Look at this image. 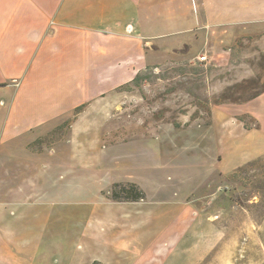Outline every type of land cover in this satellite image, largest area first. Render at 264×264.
<instances>
[{
	"label": "crops",
	"instance_id": "obj_1",
	"mask_svg": "<svg viewBox=\"0 0 264 264\" xmlns=\"http://www.w3.org/2000/svg\"><path fill=\"white\" fill-rule=\"evenodd\" d=\"M193 18L206 29L211 20L213 26L228 20L242 28L236 36L260 33L264 0H0V264H107L95 254L75 255L64 227L43 211L54 205L50 195L86 197L73 201L87 208L85 220L78 214L73 222L88 247H110L128 264L186 261L178 251L198 214L196 200L213 182L210 174L162 164L155 127L114 141L113 116L129 94L124 85L169 61L158 53L187 50L185 41L160 40L196 29ZM224 114L239 124V137L253 142V151L239 152L240 164L220 178L264 156V93L217 105L211 122ZM118 183L134 184L143 198L113 200ZM98 205L129 206L135 214L107 218L98 215ZM140 205H156L153 211L161 213L151 216L164 224L152 246L141 250L136 241L104 235L105 228L152 224L138 222L146 212Z\"/></svg>",
	"mask_w": 264,
	"mask_h": 264
},
{
	"label": "rangeland",
	"instance_id": "obj_2",
	"mask_svg": "<svg viewBox=\"0 0 264 264\" xmlns=\"http://www.w3.org/2000/svg\"><path fill=\"white\" fill-rule=\"evenodd\" d=\"M193 7L191 13L195 16V3ZM192 22L194 26L198 25L196 29L160 40L162 45L185 41L189 45L187 50L180 46L184 50L170 56L158 53L156 57L160 61L165 58L169 61L148 71L147 78L138 87L122 89L128 90L129 94L120 102V110L114 113L113 123L119 130L114 132L113 140L149 134L155 127L162 164L170 168L191 167V172L200 176L210 174L213 182L207 194L196 200L198 214L187 242L182 246L184 248L178 251V257L186 258V261L179 259L183 264H264V157L240 174L239 186L234 181L226 182L229 177L220 178L219 174L239 165V152H252L253 142L239 137V124L227 114L222 118L215 115L214 122H211L212 109L217 105L231 104L234 96L246 88L242 85L245 80L254 79V89L264 86V30L236 36L242 28L228 23V20L217 26H213L216 21L211 20L210 29H206V23L200 18H193ZM201 55L206 56L202 65L197 60ZM185 62L194 63V68L201 69L200 76L183 73L180 65ZM162 72H166V76H159ZM244 120L246 125L254 123L248 117ZM225 186L237 189L229 194L223 191ZM53 196L47 199L54 205L44 206L43 211L49 212L50 223L58 221L64 227V236L72 240L76 256L85 252L104 258L107 264H128V259H123L125 254L120 255L122 261L119 262L112 248L99 244L88 247L85 240L77 237L75 225L78 223L73 220L78 214L85 220L87 208L73 204V201L86 197ZM155 206H141L146 211L141 216L145 214V217L137 219L152 224L141 226L138 223V227L121 230L105 228L104 235L107 233L108 239L118 237L136 241L141 250L152 246L164 225L152 222L151 216L161 214L153 211ZM97 211L98 215L121 220L124 218L118 214H135L129 206L102 210L98 205ZM56 230L62 231L60 228Z\"/></svg>",
	"mask_w": 264,
	"mask_h": 264
},
{
	"label": "trees",
	"instance_id": "obj_3",
	"mask_svg": "<svg viewBox=\"0 0 264 264\" xmlns=\"http://www.w3.org/2000/svg\"><path fill=\"white\" fill-rule=\"evenodd\" d=\"M202 65V63H199ZM181 69L183 70V73H191V74H196L200 76L201 74V69L194 68V63H183L180 65ZM199 66V65H198ZM154 68H149V70L144 71L143 73H139L135 76V78L129 83L123 86L125 87H138L143 79L147 78V72L151 71ZM159 76H166V72L160 73ZM198 80V79H195ZM254 79L250 80H245L242 85H246V88L242 89L238 95L234 96V100H232L230 103L231 104H239V103H244L247 101H250L262 93H264V86H261L259 88L254 89L252 87V84H254ZM248 85V86H247ZM210 122V121H209ZM264 157V156H263ZM260 159L262 157H259L255 160L249 161L245 163L244 165L238 167L236 170H234L229 176V178L226 179V182L230 183L231 181H234L237 185L241 184L239 182V177L240 174L243 172H247L250 168H252L255 164H258ZM237 187H232L230 188L229 186H225L223 188V191L225 193L229 192L234 193L236 191ZM143 198L142 192L134 185L131 183H126V184H114L113 185V190H112V199L116 201H135V200H140Z\"/></svg>",
	"mask_w": 264,
	"mask_h": 264
},
{
	"label": "built area",
	"instance_id": "obj_4",
	"mask_svg": "<svg viewBox=\"0 0 264 264\" xmlns=\"http://www.w3.org/2000/svg\"><path fill=\"white\" fill-rule=\"evenodd\" d=\"M197 60L199 63H203L206 61V56L205 55L198 56Z\"/></svg>",
	"mask_w": 264,
	"mask_h": 264
}]
</instances>
